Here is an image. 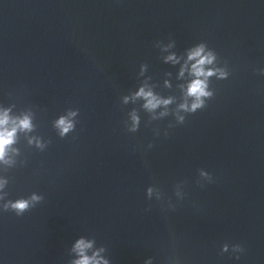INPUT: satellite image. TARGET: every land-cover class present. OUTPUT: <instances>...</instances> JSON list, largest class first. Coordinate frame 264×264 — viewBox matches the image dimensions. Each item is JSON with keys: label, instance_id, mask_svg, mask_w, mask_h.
<instances>
[{"label": "water", "instance_id": "1", "mask_svg": "<svg viewBox=\"0 0 264 264\" xmlns=\"http://www.w3.org/2000/svg\"><path fill=\"white\" fill-rule=\"evenodd\" d=\"M171 39L177 51L206 41L232 72L183 124L122 99L145 63L157 90L179 97L156 47ZM0 103L32 111L48 142L41 151L21 134L16 165L0 170L7 199L43 196L23 216L0 209L4 264H70L80 235L112 264H264L260 0H0ZM69 109L76 130L62 138L53 120Z\"/></svg>", "mask_w": 264, "mask_h": 264}, {"label": "clouds", "instance_id": "2", "mask_svg": "<svg viewBox=\"0 0 264 264\" xmlns=\"http://www.w3.org/2000/svg\"><path fill=\"white\" fill-rule=\"evenodd\" d=\"M264 3V0H260ZM156 47L160 49L161 60L163 64L169 65L170 69L164 73L165 79L163 86L167 89L175 87L179 90L177 95H165L157 90V84L153 82V77L148 75L149 65L141 64L139 76L143 77L138 87L123 96V103H137L151 115L153 120H160L168 116H174L178 124H183L188 116L197 113L208 105L216 92L212 87L213 78L215 80H228L232 72L229 67L221 63L218 52L209 44L200 40L177 51V42L175 39L167 43L156 42ZM175 81V84H174ZM174 106V107H173ZM15 105H5L0 103V170L14 167L17 163V157L20 155V149L16 147L20 135L23 134L30 145L44 151L48 147V142L43 137L33 135L36 124L32 111L14 112ZM129 115L128 130L137 132L141 125V115L136 108H133ZM79 109H69L60 114L53 120V127L60 137L68 136L76 130ZM202 175H207L202 172ZM9 180L7 176L0 171V209L3 211H12L16 216H23L27 211L43 199L39 193L33 192L29 196H19L16 199H7L5 189ZM152 194V188L148 190ZM229 244L221 245V252L229 251ZM233 251L239 253L234 257L240 261L246 248L239 243L232 246ZM70 252L72 259L70 264H112L107 257L106 249L103 246H97L93 238L86 235H80L71 243ZM0 264L4 260L0 258ZM146 264H152L151 259Z\"/></svg>", "mask_w": 264, "mask_h": 264}]
</instances>
